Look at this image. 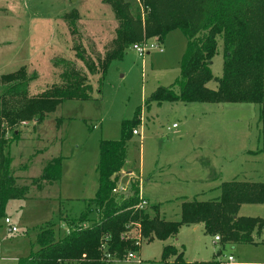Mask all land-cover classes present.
<instances>
[{
  "label": "rangeland",
  "instance_id": "374dc122",
  "mask_svg": "<svg viewBox=\"0 0 264 264\" xmlns=\"http://www.w3.org/2000/svg\"><path fill=\"white\" fill-rule=\"evenodd\" d=\"M135 1L145 18L143 0ZM118 25L108 0H0V76L25 67L32 77L29 92L37 95L60 81L69 66L94 85L89 99L66 100L42 122L22 121L8 129L7 139L15 128L21 133L6 151L12 158L10 172L29 190L25 198L9 200L0 215V264H14L36 252L37 234L46 224L54 223L57 237L66 233L64 219L80 215L82 202L95 197L99 188L101 141L119 140L123 122L138 112L139 134L128 142L118 183L130 186L136 181L145 193V180H151L146 186L148 211L153 213L152 206L161 204L167 220H179L184 201L217 198L223 182L264 180V131L258 105L149 103L154 91L174 85L181 75L188 40L180 29L169 32L163 43L143 35L139 42L151 40L163 52L152 49L142 57L131 44L122 58L111 62L98 84V65L113 49ZM218 43L212 65L215 78L222 77L224 64L220 37ZM90 63L96 65L97 74L90 71ZM207 86L217 89L218 83L212 80ZM4 90L0 85V92ZM54 158H61L60 180L40 181L47 162ZM127 167L137 176L124 173ZM239 215L264 219V204H244ZM6 218L11 222L6 223ZM138 231L135 227L128 236L141 242L133 252L136 257L128 260L130 251L122 260L106 264H174V258L162 261L167 245L183 246L189 261L264 264V229L254 235L255 243L226 245L215 242L202 226L196 231L184 225L176 237L150 242Z\"/></svg>",
  "mask_w": 264,
  "mask_h": 264
},
{
  "label": "trees",
  "instance_id": "16d2710c",
  "mask_svg": "<svg viewBox=\"0 0 264 264\" xmlns=\"http://www.w3.org/2000/svg\"><path fill=\"white\" fill-rule=\"evenodd\" d=\"M108 2L119 25L113 49L98 65V84L111 62L122 58L143 35L163 43L169 32L180 29L188 40L181 75L174 85L154 91L149 103H252L260 107L264 131V0H143L145 18L135 0ZM219 37L223 41V75L215 78L212 65ZM88 66L97 74L94 63ZM59 79L33 95L29 92L32 77L25 67L0 76V85L5 86L0 92V215L9 200L25 198L29 190L10 172L12 158L6 151L21 133L15 128L12 138L7 139L8 129L22 121L40 123L64 101L87 100L94 91L88 77L69 66ZM212 80L217 81V89L207 86ZM140 123L138 112L134 119L123 122L119 140L101 141L99 188L95 197L82 202L80 215L64 219L69 232L57 237L54 223L44 225L37 234L39 249L14 264H106L122 260L130 251L140 249L138 241L128 239L135 227L149 242L176 237L182 226L202 223L206 233L219 236L223 245L255 243L254 235L262 233L264 219L240 216L239 211L244 204H264V180L223 182L217 198L184 201L179 220H167L161 204L152 206L153 213L148 206L137 208L140 187L136 181L131 182L127 194H113L126 164L128 142ZM261 152L264 154V149ZM61 164V158L47 162L40 181L57 183ZM171 258L174 264H222L219 260L189 262L183 247L167 245L162 261Z\"/></svg>",
  "mask_w": 264,
  "mask_h": 264
},
{
  "label": "built area",
  "instance_id": "2783aa9c",
  "mask_svg": "<svg viewBox=\"0 0 264 264\" xmlns=\"http://www.w3.org/2000/svg\"><path fill=\"white\" fill-rule=\"evenodd\" d=\"M154 41H156V40H154ZM132 48L139 56H142V57L147 55L152 49H159V47L157 45L151 43V40H144L142 42L135 43V44L132 45ZM159 50L163 52L162 48L159 49ZM177 126H178L177 124L173 125L174 128H176ZM133 134L134 135H138L139 131L137 129H135L133 131ZM128 190H129V186L128 185H124V184L118 183L117 186L113 189V194L116 195V196H120L122 194H127ZM139 198H140L139 199V203L136 206L137 208H145V207L150 205L149 201L146 198H144L143 188L142 187L140 188ZM10 222H11V220L9 218H6V223H10ZM10 230L11 231H16V228L12 227V228H10ZM66 230L69 232L68 228ZM215 240L216 241H220V237L216 236ZM138 244H141L140 240L138 241ZM135 257H136L135 254L132 253V252H130L128 254V256H127L128 260H130L132 258H135ZM109 258H110V256L107 255V259H109ZM228 261L233 262L234 261V257L233 256H229Z\"/></svg>",
  "mask_w": 264,
  "mask_h": 264
},
{
  "label": "crops",
  "instance_id": "0c3cea01",
  "mask_svg": "<svg viewBox=\"0 0 264 264\" xmlns=\"http://www.w3.org/2000/svg\"><path fill=\"white\" fill-rule=\"evenodd\" d=\"M173 125H174V124H173ZM177 127H178V126H177ZM177 127H176V128H177ZM123 172H124V173H126V172H129V173H130V172H134V171H133V169H130L129 167H127V168H125V169L123 170ZM134 173H135L134 176H137V175H136L137 173H136V172H134ZM139 175L141 176V174H139ZM120 176H121V174H120ZM209 177H210V176L207 175L206 180H207V178H209ZM150 182H151V180H145V187H144V188H145V189H144V190H145V193L143 192V195H145V197H146V186H148V185L150 184ZM146 199L150 202V199H149L148 197H146ZM240 209H241V208H240ZM241 216H242V215H241ZM188 226H192L193 229L196 230V231L199 229L200 226H202V227L204 228V225H203L202 223L194 224V225H188ZM183 227H184V226H183ZM183 227H181V229H182ZM181 229H180L179 233L181 232ZM179 233H178V234H179ZM215 237H216V236H215ZM215 237H214V241H215V242H218V241L215 240ZM175 247H176V246H175ZM182 247H183V246H182ZM178 249H181V248H178ZM186 259H187V258H186ZM187 261H189V260H187ZM196 261H197V260H196ZM189 262H195V261H189Z\"/></svg>",
  "mask_w": 264,
  "mask_h": 264
}]
</instances>
